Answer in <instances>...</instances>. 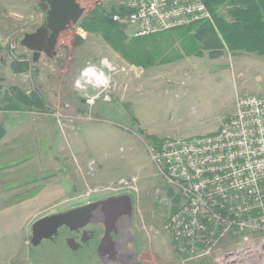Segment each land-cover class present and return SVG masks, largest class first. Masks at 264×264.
<instances>
[{
	"label": "rangeland",
	"instance_id": "1",
	"mask_svg": "<svg viewBox=\"0 0 264 264\" xmlns=\"http://www.w3.org/2000/svg\"><path fill=\"white\" fill-rule=\"evenodd\" d=\"M114 3L81 0L85 13ZM44 17L38 0H0V90L16 86L43 97L41 108L0 109L6 132L0 140V242L17 246L6 249L5 258L26 257V264H108L102 255L86 259L63 243H45L37 255L30 228L42 214L122 189L123 182L113 183L123 179L132 180L126 187L137 201L144 200L136 204L141 213L133 224L138 230L143 225L150 236L141 260L182 264L162 229L168 210L155 190L162 183L148 153L149 136L185 139L218 130L233 115L238 96L264 93V56L225 50L215 59L205 52L142 68L80 28L64 32L56 58L42 56L34 63L19 42ZM126 32L134 36L127 26ZM76 36L84 42L75 45ZM23 59L29 69L14 72L10 62ZM90 65L97 72L83 76ZM22 240L26 248L18 249Z\"/></svg>",
	"mask_w": 264,
	"mask_h": 264
},
{
	"label": "built area",
	"instance_id": "2",
	"mask_svg": "<svg viewBox=\"0 0 264 264\" xmlns=\"http://www.w3.org/2000/svg\"><path fill=\"white\" fill-rule=\"evenodd\" d=\"M116 4L126 12L113 20L134 36L211 20L203 0ZM148 153L162 183L155 190L168 210L162 229L182 264H264V93L238 96L233 115L215 132L162 138L149 144ZM129 181L113 184L129 188ZM169 187L179 195L174 214Z\"/></svg>",
	"mask_w": 264,
	"mask_h": 264
},
{
	"label": "trees",
	"instance_id": "3",
	"mask_svg": "<svg viewBox=\"0 0 264 264\" xmlns=\"http://www.w3.org/2000/svg\"><path fill=\"white\" fill-rule=\"evenodd\" d=\"M203 2L211 20H198L147 35L127 36L125 24L113 20L114 14L124 15L126 12L116 3L108 9L101 5L94 7L83 16L78 27L98 35L126 62L142 68L179 61L188 56L202 57L205 52L215 59L225 50L234 55L255 53L264 56V0ZM83 42L76 36L75 45ZM24 59L12 60L10 68L16 73L27 71L30 62ZM42 106L43 97L37 91L27 94L16 86H10L7 91L0 90V109L16 111ZM5 133L0 123V140ZM149 139L153 143L159 141L153 136Z\"/></svg>",
	"mask_w": 264,
	"mask_h": 264
},
{
	"label": "flooded vegetation",
	"instance_id": "4",
	"mask_svg": "<svg viewBox=\"0 0 264 264\" xmlns=\"http://www.w3.org/2000/svg\"><path fill=\"white\" fill-rule=\"evenodd\" d=\"M72 31H76V28L69 30V32ZM131 190L119 188L102 191L74 205L42 214L39 217L112 197L128 196L130 199L129 205L124 199L116 200L114 205L106 208L105 211L95 213L91 217L92 222L84 227L78 229H71L65 225L59 227L57 233L51 238L43 239L38 246L32 247L34 252L37 251L39 255L45 243L54 245L63 243L73 251L81 250L86 259L96 254L100 257L102 255L103 260L108 264H144L145 261L141 260L140 253H146L149 250L147 243L150 236L146 234L143 225L139 227L141 230L133 226L137 216L139 217L141 213L136 208V204H143L144 200L137 201ZM149 196V191H147L144 198L149 199Z\"/></svg>",
	"mask_w": 264,
	"mask_h": 264
},
{
	"label": "water",
	"instance_id": "5",
	"mask_svg": "<svg viewBox=\"0 0 264 264\" xmlns=\"http://www.w3.org/2000/svg\"><path fill=\"white\" fill-rule=\"evenodd\" d=\"M40 10L45 14L44 21L35 31L25 33L20 46L32 54V62H37L42 55L48 59L57 57L58 40L64 32L78 27L80 20L86 14L81 0H38ZM166 194L172 197L170 213L177 210L179 195L172 188H167ZM124 199L129 205L128 196L107 198L103 201L85 204L63 212L44 215L35 219L30 228V245L36 247L43 239H49L57 233L59 227L65 225L78 229L91 223V217L98 211H105L113 206L116 200Z\"/></svg>",
	"mask_w": 264,
	"mask_h": 264
},
{
	"label": "crops",
	"instance_id": "6",
	"mask_svg": "<svg viewBox=\"0 0 264 264\" xmlns=\"http://www.w3.org/2000/svg\"><path fill=\"white\" fill-rule=\"evenodd\" d=\"M63 34H61V36L58 40V47H59V41L61 42V40L63 38ZM42 56H44V55H42ZM15 136H18V135H15ZM26 245H27V241L22 240L19 243L18 249L26 248ZM8 248L9 249L17 248V246L16 245L13 246L12 242H9L6 246H5L4 242H0V264H26V262H27L26 257L17 256V257H15V259H13V258L12 259L11 258L6 259L3 252ZM10 257H12V256H10Z\"/></svg>",
	"mask_w": 264,
	"mask_h": 264
},
{
	"label": "clouds",
	"instance_id": "7",
	"mask_svg": "<svg viewBox=\"0 0 264 264\" xmlns=\"http://www.w3.org/2000/svg\"><path fill=\"white\" fill-rule=\"evenodd\" d=\"M97 72V69L94 65H90L88 67H86L85 69H83L82 71V75L83 76H90L93 75ZM87 83L89 84H93V86H97L92 80H88ZM76 86L79 88L81 87L80 81H77Z\"/></svg>",
	"mask_w": 264,
	"mask_h": 264
}]
</instances>
